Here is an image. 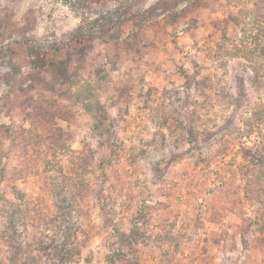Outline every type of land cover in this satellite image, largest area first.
I'll list each match as a JSON object with an SVG mask.
<instances>
[{
	"label": "rangeland",
	"instance_id": "1",
	"mask_svg": "<svg viewBox=\"0 0 264 264\" xmlns=\"http://www.w3.org/2000/svg\"><path fill=\"white\" fill-rule=\"evenodd\" d=\"M262 25L264 0H0V264H264Z\"/></svg>",
	"mask_w": 264,
	"mask_h": 264
},
{
	"label": "trees",
	"instance_id": "2",
	"mask_svg": "<svg viewBox=\"0 0 264 264\" xmlns=\"http://www.w3.org/2000/svg\"><path fill=\"white\" fill-rule=\"evenodd\" d=\"M111 28L109 26H107V24H101V31H103L104 33H106L108 36L109 35V32H110ZM259 30V35L257 37H254V42H255V50L257 49V47H261V44H259L258 42H261V38H258L260 36H264V25H262V27L260 26V28L258 29ZM102 33V32H101ZM81 36L80 37H77L78 41L81 42ZM76 40V38H74ZM21 43V42H20ZM23 44V50L26 54V56L29 58L31 64H33L35 67H40L42 64H43V61H44V54L39 50L37 49L33 43L29 42L28 40H25L22 42ZM241 51H243L244 53H252L250 51L252 50H249L248 47L244 46L243 50L241 49H237L236 50V53L235 54H238L240 53ZM260 51H261V55H264V48H260ZM255 52V51H254ZM0 56L1 58H6V57H10L12 56V53L7 50V49H1L0 50ZM81 88H85V89H88L89 87L88 86H79L78 88L80 89ZM85 107H87V104L85 103H82ZM90 111L94 112V110H92L93 108H88ZM250 126V124H248ZM46 127H48V124L46 123ZM95 129L97 130V135H98V138H100V144L101 146H103V148L105 149L106 152H110L111 151V147L109 146V142H110V136H109V131H110V124L106 121L105 118H103L102 116H97L96 118V122H95V125H94ZM6 129V128H5ZM47 133H48V136L51 135L52 133V130L48 127L47 128ZM2 136V132L0 131V137ZM259 163H262V161H260ZM100 166H104L103 162L100 161ZM1 167H5V165L1 166ZM4 170L1 171V173H3ZM19 169V171L17 172V174H15V176L12 175V180H16L18 178H23L25 177L26 175L29 174V169L25 170ZM31 171V170H30ZM255 180H257V183L260 182L261 178L260 176H256L255 177ZM253 181V180H252ZM250 179H248V182L250 184V182H252ZM253 197L254 195L257 193V192H251ZM124 240L126 238V236H121ZM136 241V240H135ZM135 241L131 242L130 245L132 246V243H136ZM128 245L127 243L125 244V246ZM119 249L123 250L122 247H120ZM135 251L134 249L131 250V252ZM126 256L123 254L120 256V259L121 260H124L126 259L125 258Z\"/></svg>",
	"mask_w": 264,
	"mask_h": 264
}]
</instances>
